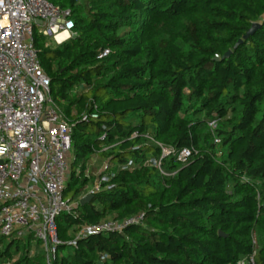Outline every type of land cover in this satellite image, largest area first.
Segmentation results:
<instances>
[{"label": "trees", "instance_id": "16d2710c", "mask_svg": "<svg viewBox=\"0 0 264 264\" xmlns=\"http://www.w3.org/2000/svg\"><path fill=\"white\" fill-rule=\"evenodd\" d=\"M48 1L75 24L55 47L35 32L53 102L73 126L65 196L85 195L90 156L113 172L58 217L66 244L52 264H264V0ZM159 145L192 154L165 159L164 175L144 164ZM135 216L121 232L76 240L86 225ZM3 244L0 264H46L31 236Z\"/></svg>", "mask_w": 264, "mask_h": 264}, {"label": "built area", "instance_id": "2783aa9c", "mask_svg": "<svg viewBox=\"0 0 264 264\" xmlns=\"http://www.w3.org/2000/svg\"><path fill=\"white\" fill-rule=\"evenodd\" d=\"M37 20L42 23L36 24ZM36 29L46 39L63 44L74 37L71 10L48 0H0V240L31 236L44 252L46 264H52L59 247L66 244L59 238L57 219L74 214L84 195L79 200L65 198L73 126L53 102L51 79L35 47ZM62 34L66 37L58 40ZM109 53V49L102 50L97 58ZM159 146L160 158L151 157L144 164L164 175L165 159L175 157L184 164L192 154L188 149L176 152ZM133 164L129 162L122 170ZM112 177L110 165L104 162L85 195L99 193ZM142 219L135 216L86 225L76 240L121 232ZM67 244L76 245L75 241Z\"/></svg>", "mask_w": 264, "mask_h": 264}, {"label": "rangeland", "instance_id": "374dc122", "mask_svg": "<svg viewBox=\"0 0 264 264\" xmlns=\"http://www.w3.org/2000/svg\"><path fill=\"white\" fill-rule=\"evenodd\" d=\"M36 32L38 33V29H36ZM71 39V38H70ZM47 45H49V46H51V47H55V46H57L58 44L54 41V40H52V39H47ZM211 125H213L214 127H215V123H211ZM213 127V128H214ZM73 160H74V158H73V155H72V153L70 152L69 153V155H68V162H69V166H70V170H71V165H72V162H73ZM105 161H104V159H102V158H100L99 156H98V154H95V155H93V156H90L87 160H86V162L84 163V166H85V170H83V169H81V170H83L82 172H83V175L86 177V178H88L89 180H90V183L87 185V189H86V191H85V194L87 193V191L89 190V188L92 186V184H93V181L95 180V177H96V175H97V173L99 172V170H100V167L102 166V164L104 163ZM78 170V169H77ZM81 170H78V172L80 173L81 172ZM71 195L72 194H67L66 195V199L67 200H69L70 198H71ZM86 195H84L83 196V198L85 197ZM27 238V237H26ZM25 238V239H26ZM24 240V239H23ZM4 247V244L0 247V249L1 248H3ZM35 250L37 249V248H34ZM37 250H40V253L41 254H44V252L41 250V248H40V246H39V248L37 249Z\"/></svg>", "mask_w": 264, "mask_h": 264}, {"label": "water", "instance_id": "95a60500", "mask_svg": "<svg viewBox=\"0 0 264 264\" xmlns=\"http://www.w3.org/2000/svg\"><path fill=\"white\" fill-rule=\"evenodd\" d=\"M42 21L41 20H37L36 21V24H41ZM260 27L259 24H253L252 27L248 30V32L246 33V35L243 37V39L239 40L237 42V44L234 46V50H236L243 42H245L249 37H251L255 32L256 30ZM233 51H228L224 56H223V59H227L229 58L231 55H232ZM215 60L217 61L218 60V57L215 58ZM91 197L92 196H85L84 198L81 199V205H85L87 203L90 202L91 200ZM221 236H223L221 234Z\"/></svg>", "mask_w": 264, "mask_h": 264}, {"label": "bare ground", "instance_id": "6f19581e", "mask_svg": "<svg viewBox=\"0 0 264 264\" xmlns=\"http://www.w3.org/2000/svg\"><path fill=\"white\" fill-rule=\"evenodd\" d=\"M66 37V34H62V35H60L59 37H58V40H62L63 38H65Z\"/></svg>", "mask_w": 264, "mask_h": 264}]
</instances>
